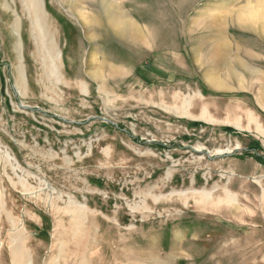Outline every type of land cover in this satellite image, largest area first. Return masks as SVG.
Returning a JSON list of instances; mask_svg holds the SVG:
<instances>
[{
  "label": "rangeland",
  "instance_id": "rangeland-1",
  "mask_svg": "<svg viewBox=\"0 0 264 264\" xmlns=\"http://www.w3.org/2000/svg\"><path fill=\"white\" fill-rule=\"evenodd\" d=\"M62 1L0 0V264H264V0Z\"/></svg>",
  "mask_w": 264,
  "mask_h": 264
},
{
  "label": "bare ground",
  "instance_id": "bare-ground-1",
  "mask_svg": "<svg viewBox=\"0 0 264 264\" xmlns=\"http://www.w3.org/2000/svg\"><path fill=\"white\" fill-rule=\"evenodd\" d=\"M83 1H88V0H63L62 4L67 6L69 8V11H71V13L73 14H80L82 16V12L81 10H79L77 7L78 5H80L81 2ZM171 1V0H170ZM237 2H239L240 0H236ZM243 1V0H242ZM258 5H261V1L262 0H255ZM178 2V0H177ZM99 4L101 6L100 8V19L98 21L99 24L104 25L107 24L108 26H111L110 29H112L113 31H115L118 35L122 36V37H127L132 41L135 42H140L141 39L143 38V34L140 31V29L137 28V26L134 25V23L128 19H125V15L123 13L118 12L117 9L114 8V4H110V2L108 0H100ZM244 5L241 7V10L246 11L249 9V3L245 2L243 3ZM116 6V5H115ZM256 6V5H255ZM253 7V6H252ZM258 7V6H257ZM248 8V9H247ZM246 9V10H245ZM158 11V10H157ZM257 11H254V13H256ZM258 14V13H257ZM262 14V13H261ZM80 16V17H81ZM259 16V15H258ZM263 16V14H262ZM210 17V16H209ZM80 19V18H79ZM82 19V18H81ZM260 19H257V16L250 14L248 17L246 18V21L241 20L239 17L237 18L236 22L240 25L245 24V28H247V30H253L257 33H260L261 29L264 27V21ZM83 20V19H82ZM258 22V23H256ZM86 24V23H85ZM212 24V23H211ZM213 25V24H212ZM238 25V24H237ZM254 25H256V27H254ZM118 30H120L118 32ZM252 32V31H251ZM151 36V33H145L144 37L145 39L149 38ZM223 44V43H222ZM224 45V44H223ZM222 45V46H223ZM227 46V45H226ZM224 47V46H223ZM195 50V49H194ZM197 50V49H196ZM211 50V49H210ZM231 51V50H230ZM225 52V51H224ZM227 54V51H226ZM212 55H213V60L215 62V57L216 56V52L213 50L212 51ZM211 56V55H210ZM223 57V56H222ZM219 60V59H218ZM221 60H223L221 58ZM237 61V60H236ZM218 62V61H217ZM238 62V61H237ZM216 64V62H215ZM225 64V63H224ZM240 64V63H239ZM226 65V64H225ZM219 66V64L217 65ZM221 68V67H220ZM232 70V69H231ZM212 73V72H211ZM233 73V72H232ZM235 73V72H234ZM214 78V77H213ZM209 80V79H208ZM211 84V83H210ZM215 87H220V83H213Z\"/></svg>",
  "mask_w": 264,
  "mask_h": 264
}]
</instances>
